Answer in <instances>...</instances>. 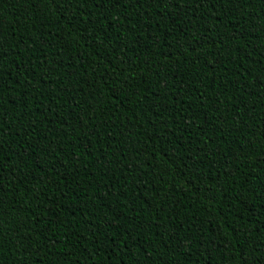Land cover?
I'll return each instance as SVG.
<instances>
[{
    "label": "trees",
    "instance_id": "1",
    "mask_svg": "<svg viewBox=\"0 0 264 264\" xmlns=\"http://www.w3.org/2000/svg\"><path fill=\"white\" fill-rule=\"evenodd\" d=\"M0 3L11 45L4 64L13 73L5 88L14 89L0 92L12 133L2 137L3 212L12 218L5 231L15 234L19 222V234L32 240L24 252L19 236H5L0 264H242L257 244L254 255L264 254V4L251 0L229 13L228 6L184 0L178 8L165 0L162 10L129 3L123 26L122 7L102 8L116 43L90 29L97 52L54 9ZM196 17L213 31L190 28ZM169 24L183 26L188 40L199 38L196 51L181 49L183 33L169 34ZM232 35L239 39H227ZM132 68L131 84L142 86L125 84L114 96ZM250 146L259 151L236 158ZM73 161L79 167L69 178ZM245 232L250 243L238 236Z\"/></svg>",
    "mask_w": 264,
    "mask_h": 264
},
{
    "label": "snow or ice",
    "instance_id": "2",
    "mask_svg": "<svg viewBox=\"0 0 264 264\" xmlns=\"http://www.w3.org/2000/svg\"><path fill=\"white\" fill-rule=\"evenodd\" d=\"M29 3H34L37 7H39L41 4H43L45 6V8H48L49 10L54 9L58 16H62V14L66 17L65 20H67L71 25H72V31L76 32V33H80L81 34V38L83 40H85L86 42L90 41L91 43H89V47H93V45H97L98 47H96V50L98 52L99 49V45L96 44L93 36L91 34H89V30L91 29L93 33H103L104 36V40H106L111 46H113V48L115 47V43L112 39V36L110 34V29L112 27V21L110 20V17L107 13L101 12L102 8H108L109 12H114L117 8H123L124 9V19L120 21V25L123 26L124 25V21L128 19L127 17V5L129 3H132L134 6L136 7H143L144 5H147L148 7L151 8H159V9H163V5L165 3V0H28ZM168 2L171 4V6L173 7H177L180 5V0H168ZM258 2L264 4V0H258ZM185 4H199L200 7H205L207 5H211L213 8H215L216 4H220L221 6H228V11L229 13H235L239 11V7L241 5H244L246 3H251V0H184ZM235 7H232V6ZM3 7V4L0 3V8ZM57 7H59L61 11L57 10ZM82 10V11H81ZM191 11V10H189ZM100 12V15H97V13ZM162 14V11L161 13ZM194 15V14H193ZM69 17H71V19H69ZM143 17H141L142 19ZM245 19L247 18L246 16L244 17ZM101 22H107L104 23L103 26H101ZM189 27L190 28H195L197 25L200 26V29L198 30H203L205 32H211L213 31V28H208L205 27L204 25L201 24L200 18L196 17L191 21H188ZM167 29L169 34L171 35H179L180 33H183V36H181L180 40L178 41L179 46L181 49H187V48H191L193 51H196V47L199 44V38H194L193 40H188V32L185 30V28L183 26H179L176 29H173L171 27V25H167ZM240 35H244V33H241ZM227 39H231L233 41L239 39V36L237 35H232L227 37ZM26 43V42H24ZM33 43H35V41H33ZM155 43H159V40L156 39ZM210 43L212 44H223L224 40L221 39L219 41H217L216 39H212L210 38ZM5 45H9L8 40H6L4 38V26L2 21H0V92L4 91V90H8V91H14V89H6L5 88V77H12L13 73L11 70H9V68L5 67L4 61L5 59L8 57L9 52L8 49L5 47ZM139 47H143L142 44L138 45ZM201 47L203 46L202 44L200 45ZM9 47H11V45H9ZM16 48H21V42H17L15 45ZM29 51H31V49H29ZM184 53L182 52L181 55H183ZM20 55L19 52H15L14 56H18ZM110 64L113 61V57H109ZM108 58V59H109ZM124 63V61H119L116 64V67H120L121 64ZM148 63L147 60H144L142 64L139 65V67H143V64ZM12 64L15 65L16 68H20L21 65H19L15 59L12 60ZM217 64H220V57L217 56ZM222 66V65H221ZM241 67H243V65H241ZM95 70V69H94ZM149 71L151 69H148ZM115 69H110V72H114ZM122 71H128V70H123ZM136 71V68H132L131 71L128 72V75L125 77V79L123 81H121L120 86L113 89V95L114 96H118L120 92H122L124 90V85L127 84L129 87H141L142 85L137 82L136 85H132L131 84V80L133 79L131 72ZM245 71H247L248 75H251V70L250 69H245ZM261 71H264V68L261 69ZM157 75H159V73H157ZM141 79L143 80V77H141ZM221 80H223V76H221ZM144 83H147L146 80H144ZM259 86L264 87V80H261L259 83ZM220 87H223V85H220ZM240 89H237V91H239ZM201 99H203V94H201ZM211 99V98H210ZM219 96L215 97V99L213 100V103H215V100H218ZM245 107H247V105H245ZM7 111V108L5 107L2 97H0V182H2L4 179H8V177L4 176V163H5V159H4V155H3V148H4V143L2 141V137L4 135H11V125H9L8 123V119L5 116V113ZM87 119H93L92 117H87ZM8 125V127L6 128L5 126ZM80 127L83 128L84 127V123L83 121H81L80 123ZM87 131V130H86ZM222 131V129H221ZM19 134V133H17ZM96 131L93 130L91 131L90 135H95ZM264 135V134H262ZM164 140L165 137H161V145L162 146H166L164 145ZM167 143H172L171 140H168ZM58 147L63 150V146L62 145H58ZM179 148V145L177 146ZM45 152L48 151L47 148L43 149ZM238 151V155H237V159H240L241 157H246L249 158V153L251 154H255L257 151H259V149L256 146H250L248 152L243 151L242 149H237ZM32 152H35V148L32 149ZM32 155V153H29V157ZM73 155V153H67V156L69 159H71V156ZM126 153L125 150H121V157L120 159H126ZM171 158V157H169ZM99 162V161H98ZM63 163L67 164L68 160H65ZM113 161L111 159L108 160V164H112ZM129 163H136L137 167L138 165V161L132 160L129 161ZM193 164L196 165L197 162L193 161ZM261 164H264V160L261 161ZM53 165H56V161H53ZM79 167L78 162L73 161V167L72 169L69 170V178H70V172L74 171L76 168ZM128 172H132L133 168L128 167L127 169ZM236 171H238V166L237 168L233 169V172L235 173ZM11 175H15V172L13 171L11 173ZM17 179L19 180L20 183H23L24 180L22 177H17ZM237 179H240L239 177H237ZM244 183V187L246 188L248 186V184L250 183V180L248 179H244L243 181ZM43 192H40L37 194L36 199L38 200L40 198V195H42ZM240 194L237 193L236 196L234 198H230V199H239ZM6 197H7V192L3 190L2 186H0V249H3V245H4V237L5 236H9L10 238H13L14 235L15 236H19V247L20 249H22L24 252H28L31 250L32 248V240H31V235H23L21 236L19 234V228H20V223L16 222L13 225V228L15 229V234H13L12 230L9 229L8 232L5 231V227L6 224H12V218H7L6 219V214L3 212V206L6 203ZM262 199H264V197H262ZM246 201H241V204H244ZM54 205V201L52 202ZM163 209L161 208L159 211H162ZM45 214L47 215V211L45 212ZM242 218V217H241ZM38 223H43L42 220L38 219L37 221ZM91 227V225H90ZM97 227H99V225H97ZM149 227H151V225H149ZM200 231H203V229H200ZM41 235H45L46 238V234L41 233ZM93 235L95 236L96 234L93 233ZM238 236L240 237V240L242 243H250L249 237L247 232H245L243 235H240L238 233ZM173 239H175V237H172ZM96 243H99V240H96ZM46 246L45 245H41L40 249H38V251H42L43 248ZM168 247V243L167 240H162L161 241V247L167 248ZM185 248H187V245H184ZM178 250V249H177ZM261 252V248L260 245H255L252 248V258L251 261L249 259H244L242 261V264H264V254L262 255H254V253H260ZM0 255H2V251H0ZM69 256H72L73 254L71 252L68 253ZM22 264H28L27 259H25ZM40 264H43V261L40 262ZM78 264V262H77Z\"/></svg>",
    "mask_w": 264,
    "mask_h": 264
}]
</instances>
